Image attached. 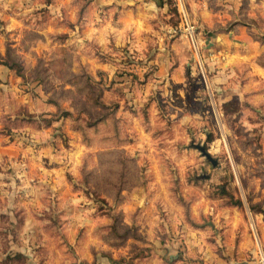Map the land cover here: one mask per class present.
Returning <instances> with one entry per match:
<instances>
[{"label":"rangeland","instance_id":"1","mask_svg":"<svg viewBox=\"0 0 264 264\" xmlns=\"http://www.w3.org/2000/svg\"><path fill=\"white\" fill-rule=\"evenodd\" d=\"M8 52L0 264H264V0H0Z\"/></svg>","mask_w":264,"mask_h":264},{"label":"trees","instance_id":"2","mask_svg":"<svg viewBox=\"0 0 264 264\" xmlns=\"http://www.w3.org/2000/svg\"><path fill=\"white\" fill-rule=\"evenodd\" d=\"M1 64L6 65L11 69H15L21 75L23 74L22 63L17 61L16 57L11 52H8L5 58L0 59V65Z\"/></svg>","mask_w":264,"mask_h":264},{"label":"built area","instance_id":"3","mask_svg":"<svg viewBox=\"0 0 264 264\" xmlns=\"http://www.w3.org/2000/svg\"><path fill=\"white\" fill-rule=\"evenodd\" d=\"M186 30V36L189 38V40L191 41L193 47L196 49V53L199 55L200 57V51H199V39L197 38L196 35V30H195V26L191 25L188 23L187 27H185ZM175 33L177 32L176 29L173 30Z\"/></svg>","mask_w":264,"mask_h":264},{"label":"water","instance_id":"4","mask_svg":"<svg viewBox=\"0 0 264 264\" xmlns=\"http://www.w3.org/2000/svg\"><path fill=\"white\" fill-rule=\"evenodd\" d=\"M193 146L199 149L203 156H205L213 165L217 164V160L212 156V154L206 149L203 144H193Z\"/></svg>","mask_w":264,"mask_h":264}]
</instances>
